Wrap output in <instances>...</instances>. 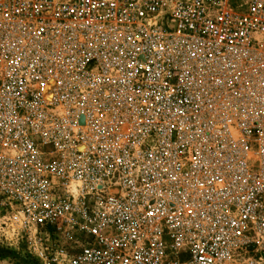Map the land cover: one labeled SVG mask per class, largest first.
<instances>
[{
    "label": "built area",
    "instance_id": "built-area-1",
    "mask_svg": "<svg viewBox=\"0 0 264 264\" xmlns=\"http://www.w3.org/2000/svg\"><path fill=\"white\" fill-rule=\"evenodd\" d=\"M0 240L264 264V0H0Z\"/></svg>",
    "mask_w": 264,
    "mask_h": 264
},
{
    "label": "rangeland",
    "instance_id": "rangeland-1",
    "mask_svg": "<svg viewBox=\"0 0 264 264\" xmlns=\"http://www.w3.org/2000/svg\"><path fill=\"white\" fill-rule=\"evenodd\" d=\"M0 264H40L29 258L24 247L14 245L10 241L0 240Z\"/></svg>",
    "mask_w": 264,
    "mask_h": 264
}]
</instances>
